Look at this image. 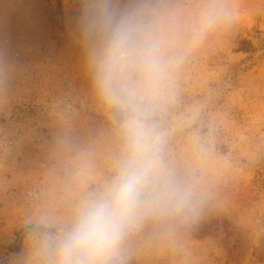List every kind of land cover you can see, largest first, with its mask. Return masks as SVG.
<instances>
[{
  "label": "rangeland",
  "instance_id": "rangeland-1",
  "mask_svg": "<svg viewBox=\"0 0 264 264\" xmlns=\"http://www.w3.org/2000/svg\"><path fill=\"white\" fill-rule=\"evenodd\" d=\"M83 4L0 0V264H53L55 242L123 154ZM112 4L162 21L169 78L150 123L194 193V211L130 230L115 264H264V0Z\"/></svg>",
  "mask_w": 264,
  "mask_h": 264
},
{
  "label": "clouds",
  "instance_id": "clouds-1",
  "mask_svg": "<svg viewBox=\"0 0 264 264\" xmlns=\"http://www.w3.org/2000/svg\"><path fill=\"white\" fill-rule=\"evenodd\" d=\"M79 26L101 94L125 114L124 149L107 188L79 207L55 242L53 264H115L130 230L148 215L194 211V193L167 167L150 123L169 78L161 19L118 12L112 0H84Z\"/></svg>",
  "mask_w": 264,
  "mask_h": 264
},
{
  "label": "trees",
  "instance_id": "trees-1",
  "mask_svg": "<svg viewBox=\"0 0 264 264\" xmlns=\"http://www.w3.org/2000/svg\"><path fill=\"white\" fill-rule=\"evenodd\" d=\"M248 43V42H247ZM113 114L118 121H123L125 119V114L122 110L118 109L116 106L112 107ZM20 248V242L13 244V251Z\"/></svg>",
  "mask_w": 264,
  "mask_h": 264
}]
</instances>
